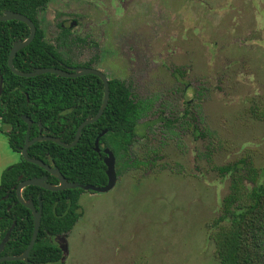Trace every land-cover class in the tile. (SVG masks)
<instances>
[{
	"label": "rangeland",
	"instance_id": "1",
	"mask_svg": "<svg viewBox=\"0 0 264 264\" xmlns=\"http://www.w3.org/2000/svg\"><path fill=\"white\" fill-rule=\"evenodd\" d=\"M120 3L125 12L114 0H51L41 24L49 43L75 20L74 35L114 47L98 63L102 73L153 100L133 151L159 150L148 168L122 171L112 190L79 195L63 263L218 264L206 228L230 186L218 168L239 160L264 168V0ZM68 57L86 60L79 49ZM160 112L177 119L171 131L145 127ZM1 130L0 179L20 161Z\"/></svg>",
	"mask_w": 264,
	"mask_h": 264
},
{
	"label": "trees",
	"instance_id": "2",
	"mask_svg": "<svg viewBox=\"0 0 264 264\" xmlns=\"http://www.w3.org/2000/svg\"><path fill=\"white\" fill-rule=\"evenodd\" d=\"M51 0H0V15L11 11L27 17L35 27L30 44L18 51L13 67L24 73L42 68H58L61 58L45 39L41 25ZM29 35L28 27L19 21L0 22V94L1 133L6 137L10 149L19 154L25 139L38 135L58 139L70 144L77 127L87 118H92L101 104L102 84L93 75L73 79L54 74H40L34 77H19L12 74L7 58L14 42L23 41ZM67 32L61 30L58 41L65 42ZM88 86H97V102L79 106L81 94L88 92ZM108 101L99 117L86 125L78 142L70 148H63L50 141L32 144L27 155L56 168L68 181L97 187L106 184L102 153L93 150L94 139L102 130L106 133L99 139V147L108 148L115 158V172L119 177L126 169L148 168L156 161L159 150L151 148L144 157L135 155L133 146L138 142L139 121L150 114L152 101L137 99L124 81L108 80ZM22 117L31 121L27 125ZM177 119L158 115L156 120L145 123V127L162 122L164 128L172 130ZM194 137L199 133L193 129ZM214 141L216 136L207 132ZM150 153V154H149ZM152 155L151 159L148 157ZM156 157V158H155ZM222 175L229 176V189L219 205L217 217L207 224L208 239L214 245L213 257L218 264H264V168H254L246 160H239L229 166L218 168ZM46 178L49 184L57 180L39 166L20 161L5 169L0 179V242L13 222L15 225L0 256H18L29 245L34 220L27 208L16 198L15 189L21 180ZM81 189L51 192L35 186H28L21 192L25 201H32L36 210L41 203L40 226L35 243L27 261H8L0 264H64L61 251L53 237L67 234L80 219L78 197Z\"/></svg>",
	"mask_w": 264,
	"mask_h": 264
},
{
	"label": "water",
	"instance_id": "3",
	"mask_svg": "<svg viewBox=\"0 0 264 264\" xmlns=\"http://www.w3.org/2000/svg\"><path fill=\"white\" fill-rule=\"evenodd\" d=\"M11 20H15V21H19V22L24 23L28 27V30H29V35L25 40L14 42L10 48L8 58H7V66H8V68L12 74L19 76V77H24V78L34 77L36 75L45 74V73L54 74V75H57V76L62 77V78H76V77H81L83 75L90 74V75L97 76L101 80V82L103 84L104 92H103L102 101H101V104L98 108L97 113L95 114L94 117L87 118L79 124V126L77 127V130H76L74 139L70 144H64L56 138L48 137V136H42V135H38L35 138H32L31 140H29L28 138L25 139L24 145L19 150V154L22 157V159L26 162L35 164V165L39 166L40 168H43L46 172H48L51 176H53L57 180V184L47 183L45 177L25 179V180H21L18 183V185L15 189L16 198H17L18 202L23 207L30 210V212L33 216V220H34L33 232H32V236H31V240L29 242V245L20 255H18V256H0V263L1 262H8V261L28 262L27 258H28L29 252L31 251V249L35 243V240L37 238V234H38V230H39V226H40V219H41V210H42L41 203H39L38 210H36L32 201H25L22 197V194H21V192L24 188H26L28 186H35V187H39V188H42L44 190L51 191V192H58V191H62V190H70V189H77L78 188V189H81L82 191H90V192H95V193H105V192H108V191L113 189L115 182H116V178H117L116 172H115V158H114L112 152L108 148L104 147L101 149L99 147V139H100V137H102L106 133V130H102L100 133H98L97 136L95 137L94 143H93V150L96 153L104 154L102 161H103V164L105 166V175H106V179H107L106 184L104 186L97 187V186L89 185V184H78V183L68 182L60 174V172L56 168H51L50 166L44 164L40 160L31 159L28 157V155H27L28 148L36 142L50 141V142H53V143H55V144H57L63 148L73 147L79 140L81 130L86 125L97 121L99 119V117L102 115V113H103V111L107 105L108 83H107V78L101 72H99L97 70H93V69H88V68H77L75 70V72H66V71H63V70L58 69V68L36 69L33 72H29V73L17 71L12 65V59L18 51H20L24 47L28 46L30 44V42L33 40L34 35H35V27H34L33 23L27 17H25L21 14H18L16 12L4 11L3 14L0 15V22L11 21ZM1 91H2V78L0 77V94H1ZM22 119H23L24 123L27 125V132L26 133H28L29 128L31 126V121L29 119H27L26 117H22ZM14 225H15V222L12 223V225L10 226V228L8 229V231L6 232V234L4 235V237L2 238V240L0 242V254L3 251L4 245L8 242L10 233H11ZM65 236L66 235L63 234L61 236H56L54 238V241L57 242V244L59 246V250L61 251V254H62L61 262H63L64 256L67 254V246H66Z\"/></svg>",
	"mask_w": 264,
	"mask_h": 264
},
{
	"label": "flooded vegetation",
	"instance_id": "4",
	"mask_svg": "<svg viewBox=\"0 0 264 264\" xmlns=\"http://www.w3.org/2000/svg\"><path fill=\"white\" fill-rule=\"evenodd\" d=\"M114 1L116 2V4H118L120 6V9L125 12L128 4L127 5L121 4L120 3L121 0H114ZM127 2L130 3V1H127ZM115 8H117V7H115ZM44 22H45V19H44ZM75 24H76V21L75 20H71L67 24H65L63 22L60 25H58L59 31L56 34V37L54 39V43H50L53 47H55L56 51L58 52V54H59V56L61 58V61H63V62L60 63V65L62 67H64V70L63 71H66V72H75V70L77 68H88V69L97 70V71H99L101 73H102V71L103 72H107L104 69H100L98 63L100 61H103L109 55L110 56H113L114 55V51L112 53V50H114V47H109V46H111V44L110 43H107L108 46L106 48H102L101 49L99 47V45L96 42H94L93 37L90 34H88V33L85 34L84 38H79L78 36H76V35H74L72 33V28L75 26ZM43 29H44V27H43ZM61 30H64V32H67L65 42L58 41V39H57L58 38V35H59V32ZM108 30H109V28H108ZM44 31H45V29H44ZM112 32H113V30H112ZM102 35H104V32L103 31H102ZM110 38L111 39H114L113 34L110 36ZM45 39H46V31H45ZM78 49L80 50V53H82V55H84V57L86 56V60L84 62H82V63L71 62L70 59H69V57H68V55L70 54V51L71 50H75L76 51ZM112 63H113V61H110V65L108 63L107 64L109 66H112L111 65ZM87 75H90V74H87ZM83 76H85V75H83ZM111 78L112 77H110L109 79H111ZM70 79H73V78H70ZM109 79L107 78V83H108V80ZM101 84H102V82H101ZM125 84L127 86H129L126 82H125ZM129 88H130V86H129ZM97 89H98L97 86H88L86 88V90L88 92H86V94H81V98H80L81 101H80V103L78 105L79 106H88V105H92L91 103H94L95 104L97 102V95H96ZM188 90L191 91V88L188 85H186V87H185V89H183V91H186L187 92ZM130 91H131V89H130ZM103 92H104V88H103V84H102L101 101H102V97H103ZM108 95H109V89H108ZM144 99H149L153 103L152 98H144ZM107 101H108V97H107ZM160 114H161V112L158 115H160ZM157 116H156V118H157ZM165 117H167V115ZM159 123L161 124L162 122H159ZM100 148L102 149L104 147L101 146ZM103 157H104V154H103ZM58 236H61V235H58ZM55 237H53V239Z\"/></svg>",
	"mask_w": 264,
	"mask_h": 264
}]
</instances>
